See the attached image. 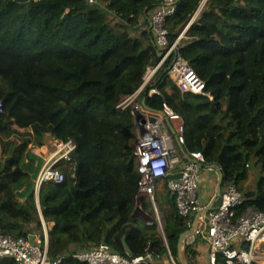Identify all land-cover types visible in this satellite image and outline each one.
Returning <instances> with one entry per match:
<instances>
[{
  "label": "trees",
  "instance_id": "trees-1",
  "mask_svg": "<svg viewBox=\"0 0 264 264\" xmlns=\"http://www.w3.org/2000/svg\"><path fill=\"white\" fill-rule=\"evenodd\" d=\"M203 1L179 0L167 21L171 42ZM160 2L0 0V131L33 144L19 145L0 163V232L26 237L42 229L35 185L44 159L34 150L46 134L74 140L79 170L76 158L60 162L56 167L64 181L46 182L39 189L44 218L54 222L49 255H63L60 264H88L72 253L103 242L131 256L124 236L132 256L146 254L150 244L152 256L167 252L163 236L141 227L134 214L142 175L135 155V117L131 105L118 108L160 60L149 22ZM178 50L212 98L183 93L168 73L171 57L139 100L152 85L158 87L159 94L147 95V105L160 111L168 103L184 117L186 148L218 164L224 183L235 182L243 190L247 165L259 164V190L248 192L252 197L245 205L263 209L264 0H206ZM149 203H143L144 210ZM159 208L168 245L179 258L178 240L190 227L188 218L174 205ZM191 245L184 252L188 263L187 256L194 261L196 254ZM0 264L18 263L0 257ZM146 264L166 263L154 259Z\"/></svg>",
  "mask_w": 264,
  "mask_h": 264
},
{
  "label": "built area",
  "instance_id": "built-area-1",
  "mask_svg": "<svg viewBox=\"0 0 264 264\" xmlns=\"http://www.w3.org/2000/svg\"><path fill=\"white\" fill-rule=\"evenodd\" d=\"M178 3L179 0H161L151 12L150 30L160 49V60L156 66L148 68L139 89L118 105L122 110L131 105L135 117L137 130L135 155L142 174L137 205L143 208L144 198L149 201L160 227L163 222L156 199L158 184L165 183L171 194H174V206L181 216L188 218L189 226L193 224L194 216L209 207L214 200L213 197L205 204L200 197L202 172L213 167L204 166L211 164L207 162L202 151H190L186 148L184 117L168 103H164L162 110L154 111L145 107L139 100L141 92L151 82L159 68L171 57L168 73L179 89L183 93H203L212 98L210 93L206 92V82L178 50L180 40L201 9L196 12L192 21L180 32L175 41L171 42L169 39L167 21L177 11ZM159 93L160 90L155 85L147 91L149 96ZM2 111L3 102L0 100V112ZM54 145L56 148L52 155L44 158L36 178V190L46 182L64 181L65 175L56 165L71 160L72 153L77 147L72 139L68 141L55 139ZM180 146L184 147L187 154ZM177 173L181 175L177 178L170 177L171 174ZM251 197L235 182L223 183L221 196L214 207L200 215L193 234L187 238V245L193 244L199 236L206 240L208 253L204 264H264V247L261 245L264 244V208L245 205L246 200ZM145 213L148 215L147 212ZM152 222H154L153 218ZM42 224L44 229L42 237L36 231L30 232L26 237L0 232V257L14 259L18 264H60L64 256L50 257V229L44 220ZM162 230L164 231V226ZM163 237L169 259L166 264H181L180 259L173 255L166 235L163 234ZM72 255L88 264H146L154 261L149 252L126 256L115 251L106 242L73 252Z\"/></svg>",
  "mask_w": 264,
  "mask_h": 264
},
{
  "label": "rangeland",
  "instance_id": "rangeland-1",
  "mask_svg": "<svg viewBox=\"0 0 264 264\" xmlns=\"http://www.w3.org/2000/svg\"><path fill=\"white\" fill-rule=\"evenodd\" d=\"M170 90V89H169ZM226 123V122H225ZM228 124V122L226 123ZM136 129V127H135ZM23 130V129H22ZM137 132V130H136ZM50 134L45 135V139L43 138L44 146H41L39 148H35L34 152H36L39 155L46 156L50 153H52L56 146L54 145L55 140L49 136ZM23 143H28V147L32 146V142L29 138H23L22 136H19L18 134H11L10 132H2L0 131V163L3 161H7L10 156L15 152L16 148L23 144ZM45 157V158H46ZM44 158V157H43ZM253 163V162H252ZM250 163L248 166L249 169V175L248 178L245 179L244 181L241 182V186L243 188V191L245 192H256L259 190L260 186V181H261V167L259 164L255 163ZM171 192L168 190L166 184L160 183L157 185V193H156V199L159 204V206L162 209H168L170 206H172V200L171 197L169 196ZM147 200L144 198L143 203H145ZM149 202V201H148ZM149 203V209L148 211L144 210L141 205H137L135 208V215L140 219L139 220V225L144 228H151L152 230L157 231L159 234L163 236L165 234V230H162V226L165 225V220H164V215L162 210H160V217L162 219L163 225L160 227L159 222L157 221V217L155 214V211L153 210L152 206ZM147 212L148 215L145 213ZM152 218L154 219V222H152ZM189 221V220H188ZM164 232V233H163ZM36 233H40L41 237V230H36ZM166 235V234H165ZM199 245H206V240L202 237L199 236L197 240L191 245L192 247H197ZM264 247V244H261ZM196 254H195V259L194 261L191 259L192 257L188 255L187 257L189 258V263L190 264H204L205 261V256H202L199 258L197 255L198 252L195 249ZM164 258L161 259L162 262L168 263L169 259L167 258V252L163 255ZM177 258V257H176ZM158 261V260H157Z\"/></svg>",
  "mask_w": 264,
  "mask_h": 264
},
{
  "label": "water",
  "instance_id": "water-1",
  "mask_svg": "<svg viewBox=\"0 0 264 264\" xmlns=\"http://www.w3.org/2000/svg\"><path fill=\"white\" fill-rule=\"evenodd\" d=\"M206 0H204L199 8V10L203 7L204 3H205ZM186 33V32H185ZM159 55L161 56V54L159 53ZM142 104L147 107V108H150L148 105H147V93L144 95L143 99H142ZM151 109V108H150ZM180 148L182 149V151L187 154L186 150L184 149L183 146H180ZM72 157L73 158H76L77 161H78V165H77V170H79V166H80V158L78 156V154H76L75 152L72 153ZM204 166H210V167H213V168H216L218 171H219V182H218V185H217V191H216V196L213 200V202L209 205V207L199 211L195 216H194V219H193V224L187 229L185 230L184 232L181 233L180 237H179V240H178V252H179V259H180V262L181 264H189L185 258V247L187 245V238L188 236L192 235L194 230H195V227L197 225V222H198V219L200 217V215L204 214L205 211L207 210H210L214 207L216 201L219 199V197L221 196V193H222V186H223V183H224V173L222 171V168L218 165V164H211V165H204ZM181 175V173H177V174H171L170 177L172 178H177ZM37 193H38V197H37V202H38V206H39V209L41 210V206H40V197H39V190H37ZM174 198V194L172 193L171 194V199L173 200ZM174 203V202H173ZM116 215H118V212H116ZM115 224V223H114ZM113 224V225H114ZM126 237L127 236H124L123 240H124V243H125V247L127 249V252L128 254L132 255L133 252H132V249L130 248V246L128 245L127 241H126ZM152 245L153 244H150V247H149V250L148 252L151 254L152 253Z\"/></svg>",
  "mask_w": 264,
  "mask_h": 264
},
{
  "label": "crops",
  "instance_id": "crops-1",
  "mask_svg": "<svg viewBox=\"0 0 264 264\" xmlns=\"http://www.w3.org/2000/svg\"><path fill=\"white\" fill-rule=\"evenodd\" d=\"M49 136L51 138H53V140L56 139L55 137H53L51 135H49ZM44 139H45V137H44ZM44 142L45 141L43 140V145H41V146H44ZM41 146H39V147H41ZM39 147H36V148H39ZM52 153L48 154L47 157L51 156ZM42 157L45 158L46 156L42 155ZM136 162H137V160H136ZM137 165H138V162H137ZM219 176H220L219 171L216 168L203 170L202 179H201V182H200V197H201L202 201L205 204L209 203L212 200L213 197L215 198V196H216L215 194H216V191H217V185H218V182H219ZM37 195H38V193L36 194V196ZM170 197H171V194H170ZM172 205H174L173 200H172ZM39 218H40L41 222H42V220H44L47 223L48 228L51 230V228L54 225V222H47L45 220V218H44L42 210H40V209H39ZM32 225H34V224H32ZM43 231H44V229H43V224H42L41 234H43ZM195 249L198 252L197 255L199 256V258H201L202 256H205V254L208 251L207 245H199V246L195 247ZM152 257L155 260H158V261H161V259L164 258L163 255H160V256L157 255V256H152Z\"/></svg>",
  "mask_w": 264,
  "mask_h": 264
},
{
  "label": "clouds",
  "instance_id": "clouds-1",
  "mask_svg": "<svg viewBox=\"0 0 264 264\" xmlns=\"http://www.w3.org/2000/svg\"><path fill=\"white\" fill-rule=\"evenodd\" d=\"M202 9V8H201ZM192 23V22H191ZM37 191V190H36Z\"/></svg>",
  "mask_w": 264,
  "mask_h": 264
}]
</instances>
